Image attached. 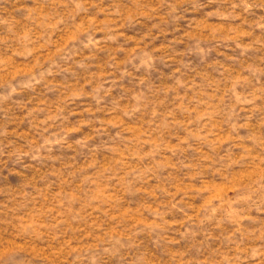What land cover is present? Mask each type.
Instances as JSON below:
<instances>
[{
	"label": "clouds",
	"instance_id": "obj_1",
	"mask_svg": "<svg viewBox=\"0 0 264 264\" xmlns=\"http://www.w3.org/2000/svg\"><path fill=\"white\" fill-rule=\"evenodd\" d=\"M0 264H264V0H0Z\"/></svg>",
	"mask_w": 264,
	"mask_h": 264
}]
</instances>
